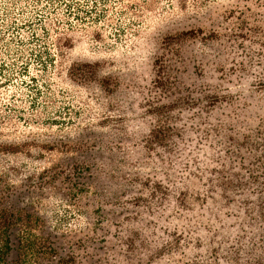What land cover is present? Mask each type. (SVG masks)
<instances>
[{"label": "rangeland", "instance_id": "1", "mask_svg": "<svg viewBox=\"0 0 264 264\" xmlns=\"http://www.w3.org/2000/svg\"><path fill=\"white\" fill-rule=\"evenodd\" d=\"M4 208L12 264H264V0H0Z\"/></svg>", "mask_w": 264, "mask_h": 264}, {"label": "trees", "instance_id": "2", "mask_svg": "<svg viewBox=\"0 0 264 264\" xmlns=\"http://www.w3.org/2000/svg\"><path fill=\"white\" fill-rule=\"evenodd\" d=\"M24 218L9 212L7 209H0V264H12V253L14 251L11 224L21 222ZM35 235L30 230H24L18 239L16 255L13 264H28L31 257L37 255V246L34 242ZM36 246V247H35ZM39 248V247H38Z\"/></svg>", "mask_w": 264, "mask_h": 264}]
</instances>
